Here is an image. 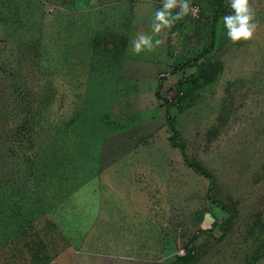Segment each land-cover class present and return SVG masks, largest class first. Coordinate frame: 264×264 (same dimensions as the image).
<instances>
[{"label": "rangeland", "instance_id": "obj_1", "mask_svg": "<svg viewBox=\"0 0 264 264\" xmlns=\"http://www.w3.org/2000/svg\"><path fill=\"white\" fill-rule=\"evenodd\" d=\"M249 2L250 41L191 0L133 55L161 0H0V264H264Z\"/></svg>", "mask_w": 264, "mask_h": 264}, {"label": "clouds", "instance_id": "obj_2", "mask_svg": "<svg viewBox=\"0 0 264 264\" xmlns=\"http://www.w3.org/2000/svg\"><path fill=\"white\" fill-rule=\"evenodd\" d=\"M228 7L230 13L221 18L227 39L234 44L252 40L259 27L256 9L249 0H228ZM198 11V7H194L191 0H161L160 8L155 10L149 24V31L138 33L131 41L132 54L140 55L142 52L155 51L162 44V40H154V35L170 29L190 13L195 16Z\"/></svg>", "mask_w": 264, "mask_h": 264}, {"label": "trees", "instance_id": "obj_3", "mask_svg": "<svg viewBox=\"0 0 264 264\" xmlns=\"http://www.w3.org/2000/svg\"><path fill=\"white\" fill-rule=\"evenodd\" d=\"M105 1H106V0H105ZM106 4H107V3H106ZM168 103H170V101H168V100L166 101V100H165V104H168ZM170 104H171V103H170Z\"/></svg>", "mask_w": 264, "mask_h": 264}]
</instances>
